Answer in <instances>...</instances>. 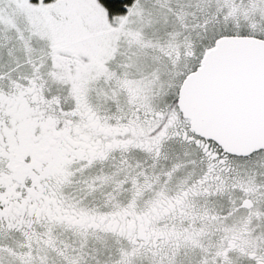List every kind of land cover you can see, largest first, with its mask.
Masks as SVG:
<instances>
[{"label":"snow or ice","instance_id":"obj_1","mask_svg":"<svg viewBox=\"0 0 264 264\" xmlns=\"http://www.w3.org/2000/svg\"><path fill=\"white\" fill-rule=\"evenodd\" d=\"M0 264H264V0H0Z\"/></svg>","mask_w":264,"mask_h":264}]
</instances>
